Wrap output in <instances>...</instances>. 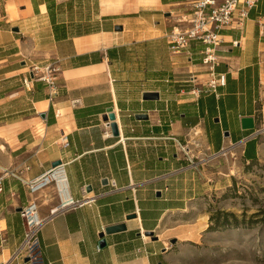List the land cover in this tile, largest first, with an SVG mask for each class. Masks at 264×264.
Wrapping results in <instances>:
<instances>
[{"label": "crops", "instance_id": "1", "mask_svg": "<svg viewBox=\"0 0 264 264\" xmlns=\"http://www.w3.org/2000/svg\"><path fill=\"white\" fill-rule=\"evenodd\" d=\"M187 13V0H0V236L7 241L0 264H23L11 262L23 242L20 211L30 200L23 181L56 160L65 164L74 199H81L82 186L87 197L98 196L46 221L42 264H162L176 220L199 192L198 173L178 144L193 160L223 148L239 151L246 163L259 158L264 1L242 27L219 31L215 73L224 85L198 99L190 94L191 78L195 85L208 79L204 46L173 53L166 38L184 26ZM55 61L61 73L50 102L42 82L24 86L23 79H30L29 65ZM147 93L157 99H145ZM108 108L118 137L103 120ZM244 118L255 128L243 129ZM36 202L42 218L56 205L51 189ZM120 223L126 230L104 235L100 249L99 234ZM148 231L156 241L143 235Z\"/></svg>", "mask_w": 264, "mask_h": 264}, {"label": "rangeland", "instance_id": "2", "mask_svg": "<svg viewBox=\"0 0 264 264\" xmlns=\"http://www.w3.org/2000/svg\"><path fill=\"white\" fill-rule=\"evenodd\" d=\"M193 161L199 192L176 220V242H167L160 262L264 264V138L251 163L237 150Z\"/></svg>", "mask_w": 264, "mask_h": 264}, {"label": "built area", "instance_id": "3", "mask_svg": "<svg viewBox=\"0 0 264 264\" xmlns=\"http://www.w3.org/2000/svg\"><path fill=\"white\" fill-rule=\"evenodd\" d=\"M262 1L264 0H187L188 13L183 15L180 20L184 26L172 28L166 38L173 53L186 52L189 54L188 48L191 43H201L204 46L200 51L201 65L205 67L208 79L202 85H195L194 78H191L193 86L190 94L193 97L198 99L204 91L215 94L217 87L224 85V76L215 73V68L218 65L216 47L220 42L219 31L232 25L242 27L248 18L249 11ZM28 73L30 79H23L24 86H27L31 80L42 82L45 85L48 100L52 102L58 93V79L61 73L58 62L44 65L31 64L28 67ZM60 143L64 147L67 146L65 135L61 137ZM178 148L189 160V165L193 167L194 161L189 158L191 150L180 144H178ZM224 150L225 148L214 156L224 154ZM1 179L0 177V189ZM23 183L30 200L20 211L24 227L23 242L13 253L11 262L42 264L39 233L46 221L57 214L74 210L83 205H92L98 195L87 197V187L82 186L80 189L81 199H74L69 192L65 164L62 162L56 167H50L37 178L23 181ZM111 187L115 189L113 181ZM46 189H51L56 205L49 209L46 217L42 218L38 212L36 195ZM6 242V238L0 236V247ZM25 259H28L27 263L24 262Z\"/></svg>", "mask_w": 264, "mask_h": 264}, {"label": "water", "instance_id": "4", "mask_svg": "<svg viewBox=\"0 0 264 264\" xmlns=\"http://www.w3.org/2000/svg\"><path fill=\"white\" fill-rule=\"evenodd\" d=\"M118 30H121V27H118ZM14 31H17V29H14ZM144 98L147 100H156L157 99V95L156 94H152V93H147L144 95ZM44 115H41V117H43ZM137 118H146L143 117L142 115L137 116ZM103 120L105 122L109 123V127L111 130V133L113 134L114 137H118V132H117V126L115 124V116L112 112V108H108L106 109L105 115L103 116ZM242 128L245 130H252L254 129V123H253V119L252 118H244L242 119ZM225 136H227V133L224 134ZM61 161L60 160H56L54 162L51 163V167H56L58 165H60ZM105 182V181H104ZM157 197H159V193L156 194ZM135 218V215H129L126 217V220H130ZM126 230V225L124 223H120V224H116V225H110L108 227H106L104 229V231L102 233L99 234L98 238V247L100 249H103L106 246V242L104 239V235H110L113 233H117V232H122ZM139 235V234H138ZM144 236L149 237L152 241H156L157 237L154 235V232L148 231V232H144L143 233ZM175 239H172L169 241V243L171 245L175 244ZM25 263L28 262V259L24 260Z\"/></svg>", "mask_w": 264, "mask_h": 264}, {"label": "bare ground", "instance_id": "5", "mask_svg": "<svg viewBox=\"0 0 264 264\" xmlns=\"http://www.w3.org/2000/svg\"><path fill=\"white\" fill-rule=\"evenodd\" d=\"M227 151H228V149H225V150H224V153H226Z\"/></svg>", "mask_w": 264, "mask_h": 264}]
</instances>
